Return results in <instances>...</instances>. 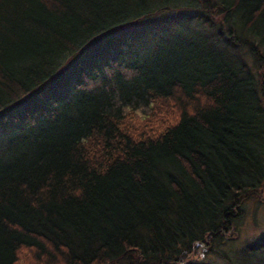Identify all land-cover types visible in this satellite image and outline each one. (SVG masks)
<instances>
[{
    "label": "trees",
    "instance_id": "16d2710c",
    "mask_svg": "<svg viewBox=\"0 0 264 264\" xmlns=\"http://www.w3.org/2000/svg\"><path fill=\"white\" fill-rule=\"evenodd\" d=\"M249 204L264 0H0V264H264Z\"/></svg>",
    "mask_w": 264,
    "mask_h": 264
},
{
    "label": "rangeland",
    "instance_id": "374dc122",
    "mask_svg": "<svg viewBox=\"0 0 264 264\" xmlns=\"http://www.w3.org/2000/svg\"><path fill=\"white\" fill-rule=\"evenodd\" d=\"M236 229L233 239L224 240L214 247L219 256H226L233 263L239 261L245 243L253 242L264 235V205L256 208L252 204L247 205L244 214L237 221ZM202 251L205 249L198 251L199 259L195 264H228L223 258Z\"/></svg>",
    "mask_w": 264,
    "mask_h": 264
}]
</instances>
